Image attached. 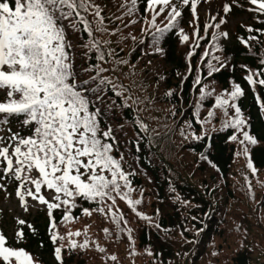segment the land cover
<instances>
[{"label": "trees", "instance_id": "obj_1", "mask_svg": "<svg viewBox=\"0 0 264 264\" xmlns=\"http://www.w3.org/2000/svg\"><path fill=\"white\" fill-rule=\"evenodd\" d=\"M95 2L103 9L107 31H93L89 37L67 29L73 44L69 51L78 82L97 77L87 87L99 91L85 95L100 109L101 129H111L115 138L104 139L113 144L111 154L128 175V187L118 181L121 194L141 203L133 209L115 192V204L107 197L101 203L99 198L76 196V206L70 210L73 219L66 227L65 206L53 209L51 216L36 210L25 218V225L19 224L25 233L21 241L12 237L7 246L25 249L38 264H61L55 256L57 247L63 264H264V109L260 107L264 85L246 79L249 75L264 79V18L236 26L222 45L223 58L215 59L213 52L204 55L209 33L202 25L199 36L196 31L188 41L181 39L189 5H182L176 26L157 43L156 29L145 26L147 0H137L131 15L127 14L131 0ZM173 3L180 5L181 0ZM85 15L95 29L97 18ZM92 40L99 42V51L84 47ZM100 52L104 60L99 59ZM209 64L219 71L209 75ZM97 66L106 71L97 74ZM100 79L111 83L100 84ZM236 84L244 95L232 101L229 94ZM203 85L206 89L201 91ZM205 92L211 95L201 99ZM97 95L102 99L96 101ZM217 96L229 98L230 110L231 104L241 109L243 130L257 140L247 154L231 139L239 137L238 128L225 126L233 119L218 116L222 107H216ZM12 127L21 136L30 132L21 123ZM101 207L104 212L98 210ZM8 222L0 220V233L7 231ZM77 231L81 235L69 237V232ZM53 233L65 238L53 242ZM85 240L86 247H70L71 241L82 245ZM113 255L117 260L110 259ZM0 264L6 262L0 258Z\"/></svg>", "mask_w": 264, "mask_h": 264}, {"label": "snow or ice", "instance_id": "obj_2", "mask_svg": "<svg viewBox=\"0 0 264 264\" xmlns=\"http://www.w3.org/2000/svg\"><path fill=\"white\" fill-rule=\"evenodd\" d=\"M183 5H190L195 15L197 4L200 0H181ZM255 6L252 11L264 14V0H250ZM137 0H131L128 15L135 10ZM148 10L153 13L150 24L156 29L153 34L154 42H159L164 33L176 26L177 18L181 16L179 6L173 0H147ZM156 6H163L159 11ZM166 8H170V18L165 28L156 25V17ZM231 10L230 5L224 6V11ZM103 9L95 0H0V91L5 94V100L0 102V125H8L9 118H16L23 126H28L30 135L24 137L18 132L7 137L0 136V165H3L5 176L14 178L19 183L17 195L20 200L25 201V196L38 201L40 205H46L49 216L53 209L65 206L67 213L64 221L73 219L70 214L71 208L75 207V197L81 196L88 200L104 202L107 197L115 204L112 193L120 195L121 199H127V203L133 209L141 203L140 200H131L128 193L121 194V184L129 186L128 175L121 169L120 161L111 154L113 144L104 138L115 139L112 130H103L100 127L98 117L100 109L95 107V101L91 100L85 93L91 91L93 94L99 91L89 89L87 86L97 77H91L83 81H77V73L73 65V56L69 49L73 44L67 38V29L73 33L84 31L92 37L93 31L106 32L104 27L105 17L101 15ZM96 19V27L87 15ZM215 19V17H213ZM136 21H132L135 23ZM222 23L224 21H221ZM81 25L83 26L81 28ZM219 28V24H209L206 27ZM249 31H252L249 29ZM186 42L188 35L183 34ZM227 36V33H223ZM197 36L199 33L197 32ZM202 38V37H200ZM135 39V37H133ZM217 39V37H213ZM252 39H255L253 36ZM247 43V41H245ZM198 46V45H197ZM84 47L95 48L99 51V42L92 40ZM112 53H109L111 55ZM208 55L207 52L204 53ZM99 59L104 60V53L100 52ZM215 59H219L215 57ZM209 75L219 71L212 64L208 65ZM97 74L106 69L97 66ZM249 84L259 83L264 85V79L255 80L253 75L246 77ZM100 84L111 83L110 80L100 79ZM196 83H200L199 77ZM169 95L172 93L169 92ZM211 95V92L202 93L201 99ZM232 101L244 95L239 84L234 85V90L229 94ZM96 101L101 100L96 96ZM229 105V100L222 96L216 97V107ZM235 109L236 118L226 122L225 126L239 128L243 132L240 141L245 145L243 151L248 153L247 145H255L257 140L243 131L246 124L241 114V109L231 104ZM260 107L264 109V103ZM95 110H92V109ZM211 117L214 112H209ZM140 127L147 130V125L141 123ZM183 134V133H182ZM200 139V137H196ZM232 140H236L234 135ZM206 158V157H205ZM248 167L252 168L249 161ZM38 176H33V172ZM253 171L255 169L253 168ZM109 172L111 178L103 173ZM29 185L34 186V190ZM54 189L55 201L49 202L40 195L42 186ZM74 186V187H73ZM3 187V185H0ZM132 189L129 187V191ZM63 194L64 199L60 194ZM104 212V208L98 209ZM85 215H91L88 209H84ZM142 219L150 220V217L137 213ZM113 219H116L113 213ZM20 225H25L24 220H19ZM52 228L56 224L52 222ZM106 233L107 229L104 230ZM131 230H129L130 234ZM25 233L17 232L18 238H23ZM72 235L79 236V231ZM65 237L53 233L52 240H63ZM131 238V236H129ZM5 236L0 233V258L6 264H35L33 257L23 248L6 246ZM88 241L77 245L75 241L70 242L71 248L86 247ZM99 251H105L99 247ZM55 256L61 261V248L55 249ZM111 260H117L111 256Z\"/></svg>", "mask_w": 264, "mask_h": 264}, {"label": "rangeland", "instance_id": "obj_3", "mask_svg": "<svg viewBox=\"0 0 264 264\" xmlns=\"http://www.w3.org/2000/svg\"><path fill=\"white\" fill-rule=\"evenodd\" d=\"M245 1L246 0H205L203 6H201V4L197 5V11L195 15L192 13L191 7L189 5L188 6L189 15L187 17L188 26L183 25L184 26V29H182L183 34L188 35L189 38L195 37V32L198 31L199 33L201 30L200 26L202 25V27L209 33L208 38L204 41L206 46L205 52H207L208 54L213 52L215 56L217 55L216 57L223 58L221 49H222V45L224 44V41H226L230 35L233 36V34L235 33L236 26L238 25L243 26L245 25V23L249 22V19L247 18L248 15H246L245 13L240 14V11H235V8L239 9L237 3L239 2L242 4ZM224 3H228V5H230L231 7L230 11L222 12V5H224ZM182 5H183L182 2L180 3V5H178L179 10L181 11V16L183 15V11H184ZM161 7L163 6H156V10L159 11ZM169 12H170V8H166L163 12H161L160 15L156 17V25L159 24L168 25L170 20L168 16ZM251 15L260 17L255 14H251ZM152 16L153 13L149 11L147 16V24L145 26L150 25ZM180 17L177 18V21L179 20ZM213 17H215V19H213ZM221 21L224 22L222 23ZM209 24L212 25L219 24L220 26L219 28H216L214 26L211 28H207L206 26ZM223 33H227L228 35L224 36ZM180 36L183 41L182 35ZM214 36L217 37V39L214 40L213 39ZM221 64L223 65L224 62H221L220 65ZM205 89H206V85H203L201 91ZM0 98H2L0 99L1 102L5 100V94L3 91H0ZM213 112L214 115L211 117L215 116L216 109ZM225 114L227 117L225 121H228V119L236 118L235 109L231 107L230 110L229 105L222 107L221 110H218V116L221 115L222 117ZM0 118H2V114H0ZM19 123H20L19 120H17L16 118H12L10 119V123L8 125H0V136L7 137L13 133H16L15 127H12V125L17 126L19 125ZM23 129H25V127H23ZM237 132H239L240 135L233 143L237 150L243 151L245 145H242L240 143V141L243 139V132L239 128L236 130V133ZM28 134L30 135L31 132H29ZM247 147L250 146L247 145ZM32 175L38 176V173L34 171ZM105 175L108 176V173L107 174L105 173ZM19 183L20 182L16 181L14 178H11L10 176H5L3 172V165H0V185H3V187H0V216L1 219L6 218L9 221L7 231L3 232V235L5 236L6 240L11 239L13 237V240L20 241V238L17 237V232L21 230L19 228V223H18L19 220H25V218L32 216L36 210H46V213H48V209L46 205H40L38 201H34L29 196H25V201L27 202L26 204L20 200L19 196L17 195ZM29 187H32L34 190V186L29 185ZM40 195H43L49 202H57L54 199L57 193H55L54 189H48L46 185L42 186ZM60 195L62 199L65 198L62 193ZM70 222L71 221L68 222L65 221L63 226L66 227L67 223ZM34 261L35 264H38L36 260Z\"/></svg>", "mask_w": 264, "mask_h": 264}]
</instances>
